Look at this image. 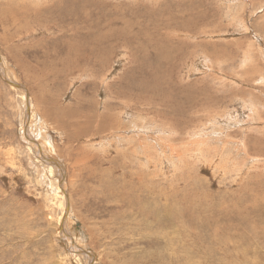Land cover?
<instances>
[{"label": "rangeland", "instance_id": "obj_1", "mask_svg": "<svg viewBox=\"0 0 264 264\" xmlns=\"http://www.w3.org/2000/svg\"><path fill=\"white\" fill-rule=\"evenodd\" d=\"M0 264H264V0H0Z\"/></svg>", "mask_w": 264, "mask_h": 264}, {"label": "bare ground", "instance_id": "obj_2", "mask_svg": "<svg viewBox=\"0 0 264 264\" xmlns=\"http://www.w3.org/2000/svg\"><path fill=\"white\" fill-rule=\"evenodd\" d=\"M31 112V111H30ZM32 116V115H31ZM106 117V116H105ZM41 145V144H40ZM42 146V145H41ZM41 149H42V147H41ZM40 149V146L38 145V150H39V154L40 155H42V159H43V161H45V162H48V163H50L49 161L51 160L50 158H46L45 157V154L44 153H42V150ZM43 149H44V147H43ZM45 152V151H44ZM38 154V155H39ZM50 155V154H49ZM52 156V155H51ZM49 157V156H48ZM52 161V160H51ZM41 162V161H40ZM43 164V163H42ZM52 164V163H51ZM44 165V164H43ZM58 165V164H57ZM61 168V167H60ZM80 249V248H79ZM75 251V250H74ZM186 255V254H185Z\"/></svg>", "mask_w": 264, "mask_h": 264}]
</instances>
